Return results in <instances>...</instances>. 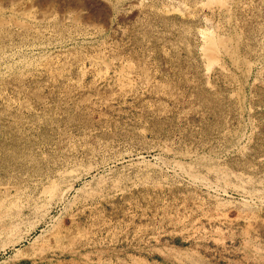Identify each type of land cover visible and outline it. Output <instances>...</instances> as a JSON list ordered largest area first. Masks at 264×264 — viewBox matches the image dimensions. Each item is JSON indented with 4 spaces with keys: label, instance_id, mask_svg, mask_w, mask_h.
Returning <instances> with one entry per match:
<instances>
[{
    "label": "rangeland",
    "instance_id": "1",
    "mask_svg": "<svg viewBox=\"0 0 264 264\" xmlns=\"http://www.w3.org/2000/svg\"><path fill=\"white\" fill-rule=\"evenodd\" d=\"M0 264H264V0H0Z\"/></svg>",
    "mask_w": 264,
    "mask_h": 264
},
{
    "label": "bare ground",
    "instance_id": "2",
    "mask_svg": "<svg viewBox=\"0 0 264 264\" xmlns=\"http://www.w3.org/2000/svg\"><path fill=\"white\" fill-rule=\"evenodd\" d=\"M221 7L225 8L229 5L230 3V0H215ZM228 41V40H227ZM208 45V52L211 53V52H215L217 49H224L225 51H227L228 53H230L232 57L235 58V53L232 52L230 49H228L227 45H226V42L224 40H221V39H218L216 38V36L213 35H210L209 38H208V41H207ZM235 51V49H234ZM236 52V51H235ZM238 58V57H237ZM233 59V58H232ZM234 60V59H233ZM51 187V186H50ZM53 189L55 188L54 186L52 187ZM51 188V189H52ZM55 190V189H54ZM56 191V190H55ZM51 194V193H50Z\"/></svg>",
    "mask_w": 264,
    "mask_h": 264
}]
</instances>
